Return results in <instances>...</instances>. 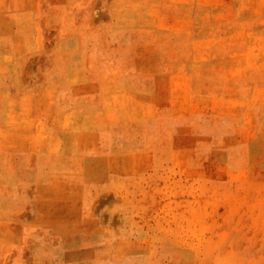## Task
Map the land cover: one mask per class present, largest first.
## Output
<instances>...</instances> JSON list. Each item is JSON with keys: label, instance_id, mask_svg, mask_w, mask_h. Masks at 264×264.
<instances>
[{"label": "rangeland", "instance_id": "1", "mask_svg": "<svg viewBox=\"0 0 264 264\" xmlns=\"http://www.w3.org/2000/svg\"><path fill=\"white\" fill-rule=\"evenodd\" d=\"M0 264H264V0H0Z\"/></svg>", "mask_w": 264, "mask_h": 264}]
</instances>
